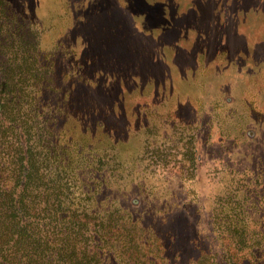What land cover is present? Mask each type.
I'll return each mask as SVG.
<instances>
[{"label": "trees", "instance_id": "1", "mask_svg": "<svg viewBox=\"0 0 264 264\" xmlns=\"http://www.w3.org/2000/svg\"><path fill=\"white\" fill-rule=\"evenodd\" d=\"M42 32L0 0V264H264V156L223 163L208 212L209 241L182 263L172 224L189 214L186 203L202 201L173 190L196 179L200 124L175 113L177 140L152 149L147 141L141 158L150 162L129 179L116 144L130 124L120 128L104 112L115 117L125 101L97 94L112 95L100 76L134 81L142 64L81 56L61 40L46 48ZM176 99L171 90L155 107ZM149 107L135 108L134 130H149L142 114ZM99 126L112 141L103 149L94 143ZM169 170L178 175L176 186L166 179ZM195 240H202L196 230Z\"/></svg>", "mask_w": 264, "mask_h": 264}, {"label": "rangeland", "instance_id": "2", "mask_svg": "<svg viewBox=\"0 0 264 264\" xmlns=\"http://www.w3.org/2000/svg\"><path fill=\"white\" fill-rule=\"evenodd\" d=\"M8 1L22 19L43 31V47L61 40L81 56H111L118 62L125 56L142 64V76L134 81L119 84L114 76L102 74L99 79L111 85L112 95L101 90L97 94L103 100L125 101L126 107L114 108L115 117L104 112L120 128L130 124L128 135L116 144L122 162L130 166L125 172L129 179L144 173L150 162V156L141 158L147 141L152 149L169 143V138L177 140L171 129L175 113L198 121L197 183L184 179L182 189L173 191L189 202L199 196L203 203H186L183 209L189 214L179 216L172 226L185 256L182 263L186 256L199 254L209 241L208 212L219 189L221 166L231 156L243 158L241 162L264 156V0ZM171 90L178 100L157 109L155 103ZM142 105L151 106L142 108L150 128L134 130L135 108ZM169 109L172 115L166 113ZM103 129L98 127L94 142L100 149L112 144ZM232 148L240 155H233ZM165 174L176 186L178 175L171 170ZM169 225L159 227L165 231ZM195 230L202 240L191 241Z\"/></svg>", "mask_w": 264, "mask_h": 264}]
</instances>
